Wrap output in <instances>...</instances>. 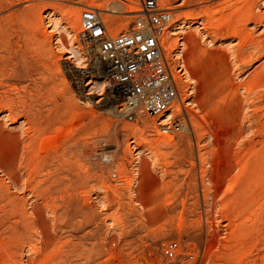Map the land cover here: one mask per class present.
<instances>
[{"label":"rangeland","instance_id":"obj_1","mask_svg":"<svg viewBox=\"0 0 264 264\" xmlns=\"http://www.w3.org/2000/svg\"><path fill=\"white\" fill-rule=\"evenodd\" d=\"M138 3L0 0V83L61 132L50 151H28L23 117L6 122L0 110V264H264V78L247 86L264 65V0H159L174 14L169 57L184 38L181 89L193 86L175 135L158 134L156 117L120 116L83 58L82 6L115 35ZM250 3L258 17L245 20Z\"/></svg>","mask_w":264,"mask_h":264},{"label":"built area","instance_id":"obj_2","mask_svg":"<svg viewBox=\"0 0 264 264\" xmlns=\"http://www.w3.org/2000/svg\"><path fill=\"white\" fill-rule=\"evenodd\" d=\"M137 7L130 28L112 35L101 10L82 6L78 38L83 58L92 76L106 78V95L117 102L120 116L131 121L156 117L159 122L167 120L166 125L159 126L164 134L184 132L193 86L189 85L185 93L181 89V82L188 80L183 35L172 59L165 37L174 24L173 10L162 7L159 0H139ZM178 250L177 241L165 244V259H176Z\"/></svg>","mask_w":264,"mask_h":264},{"label":"bare ground","instance_id":"obj_3","mask_svg":"<svg viewBox=\"0 0 264 264\" xmlns=\"http://www.w3.org/2000/svg\"><path fill=\"white\" fill-rule=\"evenodd\" d=\"M249 1V0H248ZM248 3V2H247ZM40 5V4H39ZM37 6H38V4H37ZM44 6V5H43ZM245 6V5H244ZM31 8V7H30ZM34 8H36L35 6H34ZM38 8V7H37ZM36 8V9H37ZM32 9H33V7H32ZM76 9V8H75ZM78 11V10H77ZM259 12V11H258ZM69 15H71L72 17H73V20H71V21H73L71 24H72V26L71 27H73V28H75V26H76V23H75V21H76V13L77 12H75V10L74 11H72V9L69 11ZM260 13V12H259ZM43 15V14H42ZM41 15V16H42ZM244 15V18H245V20L246 19H252V18H257L258 16V14L254 11V5H253V3H250L249 5H247L246 4V6L243 8V13L241 14V12H240V16H243ZM71 17V18H72ZM243 18V19H244ZM40 19V18H39ZM263 19V18H260L259 17V19H258V21H261V20ZM244 20V21H245ZM39 22V21H38ZM40 23L41 24H43V19H42V17H41V21H40ZM56 23V22H55ZM57 24V23H56ZM248 24V23H247ZM40 25V24H39ZM42 27H43V25H42ZM56 27V26H55ZM54 27V28H55ZM180 28H183V26H180ZM55 31V30H54ZM114 33H116V32H114ZM116 35V34H115ZM172 35H175V37H176V35H177V33H175V32H173L172 33ZM252 38V37H251ZM253 39H255V38H253ZM251 41V40H250ZM256 42H259V41H256ZM260 42H261V40H260ZM193 44V43H192ZM70 53H73V55H70L69 57H66V61L65 62H67L68 63V61L69 62H72L71 61V59L73 58V57H75V55H74V51H72V52H70ZM245 58V57H244ZM242 60V59H241ZM247 60V59H246ZM6 61V60H5ZM242 61H244V60H242ZM1 65V64H0ZM4 67H6V66H4ZM0 68H2V67H0ZM5 71V70H4ZM79 74H82V75H84L86 72H87V68L86 67H79ZM1 73V72H0ZM7 73V72H6ZM90 73V72H89ZM4 74V73H3ZM4 78V77H3ZM101 78H103V80L100 82V84L102 85V86H105V83H106V78H104V77H101ZM264 78V65L260 68V69H256L255 71H254V74L252 75V77H251V79L249 80V82H248V84H247V86L248 87H254L255 85H256V83H258L260 80H262ZM1 79H2V77H1ZM6 80H7V78H6ZM3 82H5V83H0V110L1 111H5V113H3L2 115V117H4V118H6V119H3L4 121H6L7 122V120H9V122L11 121H13V122H15L17 119H18V117L20 118V116H21V118L23 117V120L22 121H20L19 123L22 125V128H23V132L21 133L23 136H25V138H26V140H25V147H26V149L28 150V151H30V150H33L34 149V147L35 146H39V148L41 149V151L42 150H44V151H46V150H48V149H50L51 147H53L54 145H57V144H55L56 143V141H57V139H59L58 137H60L59 135H60V133L61 132H59V130L57 131L58 133L57 134H52L53 132L51 131V130H53L52 128L54 127V124H55V120L56 119H48V118H46V117H44L42 114L43 113H41L40 111H39V109L37 108V109H34V108H32V106L29 104V103H27V102H23V100L21 99V97L19 96V94L17 95V97H14V96H12V92L10 93V91H9V87L11 86V85H9L5 80L3 81ZM98 82H96V81H94V80H92V78L90 77V80L83 86L84 87V90H86L87 91V96L89 97V99H93L95 96H96V92H94V90H95V87H96V84H97ZM51 86V85H50ZM14 87V86H13ZM252 87V88H253ZM11 88H12V86H11ZM15 88V87H14ZM18 89V88H17ZM16 89V90H17ZM15 90V91H16ZM48 90V89H47ZM12 91V90H11ZM14 91V90H13ZM20 92V91H19ZM17 93V92H16ZM21 95V94H20ZM16 96V95H15ZM22 96V95H21ZM99 99L97 100V102L99 103V102H102V101H104V94H100L99 95ZM49 99V98H48ZM32 100V99H31ZM67 101V100H66ZM54 102V101H53ZM59 102V101H58ZM58 106V105H57ZM19 107H21V109H19ZM0 119H1V117H0ZM4 121H2V122H0V136H2L3 134H4V131H5V129H3L2 128V124H3V122ZM24 123V124H23ZM167 124V120H163V121H161L160 123H159V126L161 125V126H164V125H166ZM20 125V126H21ZM25 126V127H24ZM55 133H56V130H55ZM164 134L163 132H162V130H161V128H159L158 129V134ZM20 134V135H21ZM11 135H12V133H11ZM19 135V134H18ZM18 143V142H17ZM22 146V145H21ZM38 148V147H37ZM38 148V149H39ZM17 149H18V147H17ZM21 149V148H20ZM37 149V150H38ZM26 150V151H27ZM22 151V150H21ZM20 151V152H21ZM40 151V150H39ZM48 151H50V150H48ZM64 151V150H63ZM41 153V152H40ZM45 153V152H44ZM58 153V152H57ZM60 153V152H59ZM99 153H101V152H99ZM61 154V153H60ZM72 154V153H71ZM34 155H36V154H34ZM48 155V154H47ZM102 155V153L101 154H99V156H101ZM60 157V156H59ZM109 157V159H110V161L112 160L111 159V157L110 156H108ZM45 158V157H44ZM58 158V157H57ZM40 159V158H39ZM49 159V158H48ZM34 160V159H33ZM43 160V159H42ZM66 161V160H65ZM109 161V160H108ZM3 162V161H2ZM64 162V161H63ZM25 163V162H24ZM37 163H39L40 164V162H39V160H38V162ZM36 163V166L37 165H39V164H37ZM43 163V162H42ZM49 163V162H48ZM65 163V162H64ZM19 164V163H18ZM35 163H33V165H34ZM63 164V163H62ZM76 165V164H75ZM116 165V164H115ZM35 166V165H34ZM44 166V165H43ZM48 166V165H47ZM65 166V165H64ZM4 168H5V166H3ZM33 167V166H32ZM116 169H117V167H116ZM5 170V169H4ZM113 170V169H112ZM7 171L5 170V173H6ZM8 174V176L10 177V178H13V173H11V171L10 172H8L7 173ZM14 179V178H13ZM47 179V178H46ZM31 181V180H30ZM14 185H17V183L16 184H14ZM5 189V188H4ZM6 190H7V188H6ZM10 191V190H9ZM3 198V197H2ZM3 200V199H2ZM7 201V200H6ZM18 201V200H17ZM7 203V202H6ZM11 208V207H10ZM20 210V209H19ZM25 212V211H24ZM5 220V219H4ZM50 243V242H49ZM49 247V246H48ZM49 249V248H48ZM55 249V248H54ZM46 251V250H45ZM56 254V253H55Z\"/></svg>","mask_w":264,"mask_h":264}]
</instances>
